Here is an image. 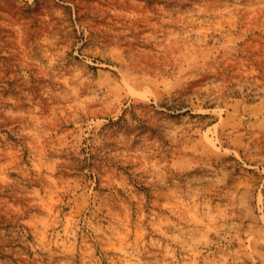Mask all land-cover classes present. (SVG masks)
I'll return each mask as SVG.
<instances>
[{
	"label": "rangeland",
	"instance_id": "rangeland-1",
	"mask_svg": "<svg viewBox=\"0 0 264 264\" xmlns=\"http://www.w3.org/2000/svg\"><path fill=\"white\" fill-rule=\"evenodd\" d=\"M0 264H264V0H0Z\"/></svg>",
	"mask_w": 264,
	"mask_h": 264
}]
</instances>
